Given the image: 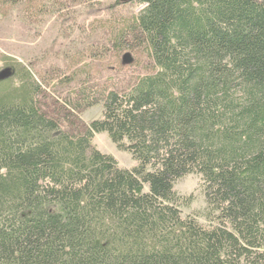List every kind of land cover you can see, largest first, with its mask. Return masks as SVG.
Listing matches in <instances>:
<instances>
[{"label":"trees","instance_id":"trees-1","mask_svg":"<svg viewBox=\"0 0 264 264\" xmlns=\"http://www.w3.org/2000/svg\"><path fill=\"white\" fill-rule=\"evenodd\" d=\"M49 2L0 0V14L20 6L34 19ZM134 2L102 25L147 60L126 89L97 90L76 70L68 83L80 86L57 98L33 68L6 62L0 264H264V0ZM96 133L136 164L119 166ZM192 173L209 225L182 214L193 197L175 184Z\"/></svg>","mask_w":264,"mask_h":264},{"label":"rangeland","instance_id":"rangeland-1","mask_svg":"<svg viewBox=\"0 0 264 264\" xmlns=\"http://www.w3.org/2000/svg\"><path fill=\"white\" fill-rule=\"evenodd\" d=\"M51 1L49 7L54 3L55 6L34 19L25 16L20 6L0 14V70L11 60L30 66L45 78L57 98L73 94L80 86L78 80L68 83L69 74L76 70L88 73L89 77L82 74L79 79L88 78L89 85L97 90H123L130 86L147 60L135 45L123 52L117 50L107 41L102 25L114 17L127 18L136 13L138 4H121L120 0ZM102 110V103H98L81 111L80 118L89 123L100 118ZM63 128L68 130L65 123ZM93 141L102 152L114 156L119 166L130 169L136 164L129 153L113 144L107 133H96ZM175 190L181 196L193 197L189 206L181 207L183 216H195L199 222L211 224L200 175L182 177Z\"/></svg>","mask_w":264,"mask_h":264},{"label":"water","instance_id":"water-1","mask_svg":"<svg viewBox=\"0 0 264 264\" xmlns=\"http://www.w3.org/2000/svg\"><path fill=\"white\" fill-rule=\"evenodd\" d=\"M134 0H120L121 3L123 4H127V3H130V2H133ZM128 56H126V59ZM14 73V68L11 67V66H7L5 68H3L2 70H0V81L1 80H5L9 77H11Z\"/></svg>","mask_w":264,"mask_h":264}]
</instances>
